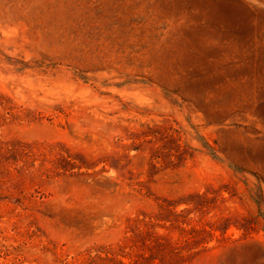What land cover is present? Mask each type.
Here are the masks:
<instances>
[{
	"label": "rangeland",
	"instance_id": "1",
	"mask_svg": "<svg viewBox=\"0 0 264 264\" xmlns=\"http://www.w3.org/2000/svg\"><path fill=\"white\" fill-rule=\"evenodd\" d=\"M0 264H264V0H0Z\"/></svg>",
	"mask_w": 264,
	"mask_h": 264
}]
</instances>
